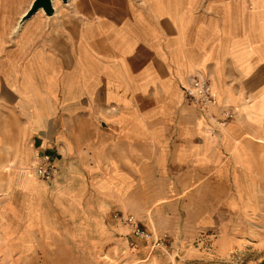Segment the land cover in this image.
<instances>
[{
	"label": "rangeland",
	"instance_id": "rangeland-1",
	"mask_svg": "<svg viewBox=\"0 0 264 264\" xmlns=\"http://www.w3.org/2000/svg\"><path fill=\"white\" fill-rule=\"evenodd\" d=\"M32 1L0 0V177L30 174L52 210L49 222L47 213L42 219L21 216L0 226L5 237L0 238V264H264V141L257 142L261 135L251 125L263 123L264 99L234 107L218 97L217 112L199 111L218 139L228 125L238 127L237 145L244 153L230 151L224 164L197 166L190 180L161 174L151 165H126L115 150L94 154L75 147L67 153L55 143L43 147L38 134L23 143L17 132L25 121L21 106L28 108L29 99L48 93L50 38L57 39L67 26L94 34V10L109 6L108 0H58L53 15L38 11L18 28ZM206 1H200L197 11H204ZM242 106L260 109L261 116L244 117ZM226 112L231 115L227 120ZM37 151L48 154L58 169L50 183L32 172ZM23 153L28 158L24 165ZM237 155L245 161L243 168L235 167ZM222 165L227 167L223 176L217 172ZM1 184L3 200L9 190ZM79 185L76 200L52 204L63 188ZM121 216L133 217L147 237L134 236Z\"/></svg>",
	"mask_w": 264,
	"mask_h": 264
},
{
	"label": "crops",
	"instance_id": "crops-1",
	"mask_svg": "<svg viewBox=\"0 0 264 264\" xmlns=\"http://www.w3.org/2000/svg\"><path fill=\"white\" fill-rule=\"evenodd\" d=\"M107 4V11L93 12L94 34H80V28L74 32L67 26L57 39L50 38L48 93L29 99L28 108L21 106L25 121L18 127V139L25 143L38 134L43 147L55 143L67 153L75 147L86 152L90 148L94 154L115 150L126 165L136 162L142 169L151 165L161 174L184 180L193 178L197 166L224 164V154L230 151L242 154L238 127L228 125L221 139L211 136L210 125L183 91L190 77L199 75L209 81L221 103L229 101L236 107L240 101L264 99L260 7L264 0H208L203 12L197 11V0H140L139 4L108 0ZM6 64L18 66L8 60ZM241 111L244 117L261 116L260 109L242 106ZM262 124L251 125L264 138ZM233 160L235 167H244L243 158L237 155ZM21 162H28L25 153ZM226 169L222 165L217 172L223 176ZM1 183L9 193L0 200V226L21 216L42 219L47 213L49 222L52 206L30 174L0 177V192ZM81 191L82 185L65 187L52 204L61 205L62 198L74 201Z\"/></svg>",
	"mask_w": 264,
	"mask_h": 264
},
{
	"label": "built area",
	"instance_id": "built-area-1",
	"mask_svg": "<svg viewBox=\"0 0 264 264\" xmlns=\"http://www.w3.org/2000/svg\"><path fill=\"white\" fill-rule=\"evenodd\" d=\"M183 93L185 99L205 115H209L210 110L214 109L218 104V95L212 89L211 84L206 78L199 75L190 77ZM230 116L231 115L226 112L224 114V119L227 120ZM224 124L225 122H221L220 125ZM32 172L37 179L46 183L54 181L58 176V169L53 164L52 158L48 154L39 151L35 153ZM118 219L132 227L134 236H138L139 238L147 237L141 229L135 226L133 217L121 216Z\"/></svg>",
	"mask_w": 264,
	"mask_h": 264
},
{
	"label": "water",
	"instance_id": "water-1",
	"mask_svg": "<svg viewBox=\"0 0 264 264\" xmlns=\"http://www.w3.org/2000/svg\"><path fill=\"white\" fill-rule=\"evenodd\" d=\"M62 3H66L67 0H60ZM53 0H33L29 9L20 17L17 27L20 28L22 24L32 17L38 11H42L44 15L51 16L54 13Z\"/></svg>",
	"mask_w": 264,
	"mask_h": 264
},
{
	"label": "bare ground",
	"instance_id": "bare-ground-1",
	"mask_svg": "<svg viewBox=\"0 0 264 264\" xmlns=\"http://www.w3.org/2000/svg\"><path fill=\"white\" fill-rule=\"evenodd\" d=\"M58 0H53V2H52V5H53V7H54V3L55 2H57ZM107 1V0H106ZM200 1L201 0H197V3H198V5H199V3H200ZM208 1V0H207ZM238 1V0H237ZM149 2V1H148ZM159 2H160V0H159ZM168 2V1H167ZM228 2V1H227ZM231 2V1H230ZM190 2H188V4H189ZM238 3V2H237ZM255 3V2H254ZM261 3V2H260ZM101 4V3H100ZM256 4V3H255ZM248 5H250V4H248ZM254 5V4H253ZM259 5V4H258ZM171 6V5H170ZM176 6V5H175ZM230 6V5H229ZM236 6V5H235ZM117 7V6H116ZM162 7V6H161ZM233 7V6H232ZM254 7V6H253ZM259 7V6H258ZM261 7V10H262V12H264V5H261L260 6ZM124 8V7H123ZM188 8V7H187ZM234 8V7H233ZM2 9H3V6H2ZM131 9V8H130ZM191 9V8H190ZM235 9V8H234ZM253 9V8H252ZM6 10V9H5ZM4 11V10H3ZM171 11V10H170ZM242 11V10H241ZM5 12V11H4ZM160 12V11H159ZM185 12H186V10H185ZM256 12V11H255ZM258 12V11H257ZM172 13V12H171ZM187 13H189V12H187ZM128 14V13H127ZM167 14V13H166ZM162 16V15H161ZM2 17V16H1ZM156 17V16H155ZM8 18V17H7ZM170 19V18H169ZM160 20V19H159ZM204 20V19H203ZM2 21V20H1ZM138 21V20H137ZM5 22H6V20H5ZM131 22V21H130ZM7 23V22H6ZM140 24V23H139ZM210 25V24H209ZM3 26V25H2ZM7 26V25H6ZM201 27H203V26H201ZM203 29V28H202ZM2 30V29H1ZM197 30V29H196ZM3 31H5V30H3ZM148 31V30H147ZM152 32H154V30L152 31ZM196 33V32H195ZM198 33V32H197ZM201 34V33H200ZM120 35V34H119ZM170 35V34H169ZM155 36V35H154ZM199 37V36H198ZM118 38H119V36H118ZM199 39V38H198ZM197 39V40H198ZM172 40V39H171ZM200 40V39H199ZM128 41V40H127ZM121 42V41H120ZM124 42V41H123ZM123 42L122 43H120V44H123ZM134 42V41H133ZM193 42H195V41H193ZM198 42V41H197ZM129 43V42H128ZM132 43V42H131ZM135 43V42H134ZM171 43V42H170ZM167 44H168V41H167ZM58 45V44H57ZM171 45V44H170ZM174 45V44H173ZM17 46V45H16ZM125 46V45H124ZM135 46V45H134ZM142 47V46H141ZM203 47V46H202ZM135 48V47H134ZM175 48V47H174ZM140 49V48H139ZM169 49V48H168ZM171 49V48H170ZM170 49H169V51H170ZM173 49V48H172ZM138 52V51H137ZM174 52V51H173ZM123 53H125V52H123ZM142 54V53H141ZM145 54V53H144ZM134 55V54H133ZM135 55H136V53H135ZM138 56L140 55V54H137ZM98 56V55H97ZM177 56V55H176ZM131 57V56H130ZM129 57V58H130ZM178 57V56H177ZM119 58H120V56H119ZM136 58V57H135ZM123 59V58H122ZM134 59V58H133ZM94 60V59H93ZM120 60V59H119ZM132 60V59H131ZM95 61V60H94ZM97 61V60H96ZM144 61V59H142V62ZM130 63V62H129ZM146 63V62H145ZM90 64V63H89ZM89 64H87V65H89ZM107 64V63H106ZM113 64V63H112ZM117 64V63H116ZM115 64V65H116ZM140 64V63H139ZM183 64V63H182ZM258 64H260V63H258ZM101 65V64H100ZM103 65V64H102ZM251 65V64H250ZM263 65V64H262ZM129 66V65H128ZM135 66V65H134ZM142 66V65H141ZM179 66V65H178ZM254 66V65H253ZM264 66V65H263ZM92 67V66H91ZM96 68V67H95ZM121 68V67H120ZM177 68V67H176ZM179 68V67H178ZM197 68V67H196ZM204 68V67H203ZM241 68V67H240ZM246 68V67H245ZM245 68H243V69H245ZM29 69H30V67H29ZM48 70V69H47ZM80 70V69H79ZM122 70V69H121ZM124 70H125V68H124ZM130 70H132V69H130ZM137 70V69H136ZM140 70V69H139ZM240 70V69H239ZM261 70V69H260ZM31 71V70H30ZM94 71V70H93ZM135 71V70H134ZM133 71V72H134ZM187 71V70H186ZM241 71V70H240ZM29 72V71H28ZM51 72V71H50ZM111 72H113L112 70H111ZM128 72H130V71H128ZM136 72V71H135ZM141 72V71H140ZM262 72H263V69H262ZM25 73V72H24ZM80 73V72H79ZM110 73V72H109ZM188 73V72H187ZM252 73V72H251ZM260 73V72H259ZM111 74V73H110ZM135 74V73H134ZM264 74V73H263ZM30 75V74H29ZM32 75V74H31ZM34 75V74H33ZM45 75H47V74H45ZM113 75V74H112ZM124 75V74H123ZM132 75V74H131ZM130 75V76H131ZM79 76H81V75H79ZM85 76V75H84ZM101 76V75H100ZM249 76V75H248ZM86 77V76H85ZM121 77H123V76H121ZM243 77H245V76H243ZM257 77V76H256ZM263 77V76H262ZM88 78V77H87ZM44 79V78H43ZM80 79V78H79ZM102 79V78H101ZM108 79V78H107ZM118 79V78H117ZM124 79V78H123ZM181 79H184V78H182L181 77ZM186 79V78H185ZM92 80V79H91ZM245 80H246V78H245ZM113 81V80H112ZM114 81H118V80H114ZM81 82V81H80ZM105 82V81H104ZM183 82L185 83L186 81H184L183 80ZM247 82V81H246ZM67 83V82H66ZM98 83V82H97ZM102 83V82H101ZM110 83V82H109ZM257 83V82H256ZM94 84V83H93ZM106 84V83H105ZM108 84V83H107ZM254 84V83H253ZM252 84V85H253ZM112 85V84H111ZM184 85V84H183ZM65 86H66V84H65ZM70 86V85H69ZM72 86V85H71ZM89 87V86H88ZM99 87H100V85H99ZM112 87V86H111ZM68 89H69V87H67ZM98 88V87H97ZM246 88V87H245ZM96 89V88H95ZM113 89V88H112ZM118 89V88H117ZM213 89V88H212ZM256 89V88H255ZM93 90V89H92ZM123 90V89H122ZM253 90H254V86H253ZM65 92H67V91H65ZM118 92H119V89H118ZM98 93V92H97ZM67 94H68V92H67ZM105 94V93H104ZM119 96V95H118ZM230 102H231V100H230ZM239 102V101H238ZM237 102V103H238ZM236 105V104H235ZM211 113V112H210ZM262 120H263V124H262V129H263V131H264V115H263V118H262ZM258 140H264L262 137H260V139H258ZM1 221H2V218L0 219Z\"/></svg>",
	"mask_w": 264,
	"mask_h": 264
}]
</instances>
